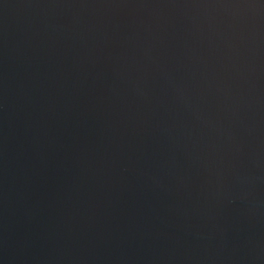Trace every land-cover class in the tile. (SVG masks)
I'll return each instance as SVG.
<instances>
[{
	"label": "water",
	"instance_id": "95a60500",
	"mask_svg": "<svg viewBox=\"0 0 264 264\" xmlns=\"http://www.w3.org/2000/svg\"><path fill=\"white\" fill-rule=\"evenodd\" d=\"M0 264H264V0H0Z\"/></svg>",
	"mask_w": 264,
	"mask_h": 264
}]
</instances>
